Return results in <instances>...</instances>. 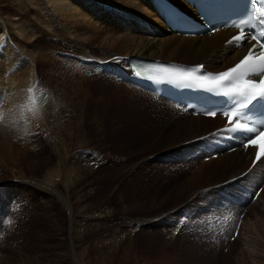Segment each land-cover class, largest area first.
<instances>
[{"label":"rangeland","instance_id":"obj_1","mask_svg":"<svg viewBox=\"0 0 264 264\" xmlns=\"http://www.w3.org/2000/svg\"><path fill=\"white\" fill-rule=\"evenodd\" d=\"M0 8L3 17L5 12L14 14L8 0H0ZM138 17L152 23L145 16ZM37 42L34 46L24 43L22 48H34L36 53L53 50L56 56H66L74 70L68 80L65 73L49 79L48 62L40 68L37 63L44 103L53 101L57 106L56 141L66 147L68 167L54 177V193L10 178L16 175L15 158L27 180H41L47 167L59 164L46 130L28 128L15 119L14 143L0 145V181L4 182L0 191L13 194L9 197L15 199L13 205L5 208L19 218L10 235L7 229L2 232V245L10 238L15 242L4 264H264V195L230 227L234 209L226 215L230 208L218 201L224 189L218 181L223 178L182 188L200 165L211 160L198 157L194 153L198 150L187 151L185 159L180 154L168 155L171 148L164 149L161 139L175 120L150 109H132L124 98L130 89L103 71L102 64L107 62L74 59V43L65 45L46 36ZM43 45H48L46 50ZM174 59L205 63L200 57ZM50 81L65 87L60 96ZM4 87L7 92L1 96L0 113L5 112L8 99L18 95L11 83ZM204 136L193 142H206ZM60 177L67 187L59 183ZM228 180L238 189L234 177ZM18 186L21 190H15ZM60 195L67 197V205ZM237 225L234 237L232 229Z\"/></svg>","mask_w":264,"mask_h":264},{"label":"bare ground","instance_id":"obj_2","mask_svg":"<svg viewBox=\"0 0 264 264\" xmlns=\"http://www.w3.org/2000/svg\"><path fill=\"white\" fill-rule=\"evenodd\" d=\"M174 1L180 2L179 0ZM148 2L149 0H8V4L14 9L12 15H16V18L6 12L3 17L0 8V100L3 99L1 96H5L7 92L4 86L9 83L13 85L14 91L18 92V95L15 94L8 99L5 112L0 113V145L11 147L14 143L15 137L18 135L15 134L16 129H13L15 127L14 121L17 119L25 123L28 128L32 129L37 126V128L45 129L46 133L44 134L49 136L48 143L51 149L54 148L57 151L58 155H56L59 159L57 168L47 167L48 169L44 172L41 180H27L22 177V166L19 158H15L16 162L13 167L17 171L15 172L16 175L10 178L16 177L15 179L18 182L26 181L31 186H41L47 192L54 193L56 192V178L54 177L58 175L57 172L61 168L68 167L67 164L65 166L67 159L66 147L56 141V128L59 126V119L54 112L57 106L54 107L53 101L44 103V94L39 91L37 63H39L40 68V65L48 62L49 76L51 77L49 79H53V75L63 76L62 74L65 73L66 80H68V76H71L74 70L69 61L66 62V56H56L53 54V50L49 51L50 53H36L34 48L23 49L24 43L29 46L37 45L40 36H46L51 41L61 42L65 45L74 43L77 52L73 56L74 59L84 62L89 61L88 63L90 61L107 62L102 64L104 69L102 70L114 79L116 75L123 77L116 70V67L128 70L127 59L129 56L158 58L187 64L193 63L175 60L174 58L183 57L188 60H196L200 57L202 61L204 60L211 67L205 66L207 69L219 71L233 64L246 49L244 47L237 50L231 44L225 43L227 37L233 33L230 30H223L213 35H203L201 37H182L174 33H168L160 19L155 16ZM138 16H145L152 23H148V21L142 19L143 17ZM147 27H151L154 33L147 31ZM221 37L222 40L218 43ZM44 47L46 50L48 45ZM45 50L41 49L40 51ZM24 58L30 60V62L26 63ZM109 62L115 64H108ZM59 64L64 65L61 67ZM225 64L227 66L221 68ZM111 66L115 68L109 69ZM51 83L53 92L60 96L63 89H65L64 85L61 84L63 88H60L59 83ZM126 87L130 89V92L124 98L132 109H139V111L140 109H150L151 112L161 113L169 121L173 122L175 120L174 126L172 125V128L168 129L167 135L161 139L165 145L164 149L171 148L168 155L172 157L175 154H180L181 158L185 159L187 151L198 150L197 146L200 144H207L208 153H218L216 160L210 159L211 161L208 160L209 163L200 165L199 170H195L193 176L189 177L186 182L184 181L185 186L182 188L189 187L196 182L204 183L203 180L207 182L204 185H209L211 181L223 178L220 181L217 180L222 182V188H224L220 191H225V195L233 192L237 194L241 188L242 190L247 189L254 186L253 182L256 183L260 180L259 174L264 171V158L251 167L252 150H235L230 153L210 152L213 149L214 141L219 139V129L224 125L221 118L217 116L214 118L191 116L190 113H183L181 109L173 107L163 98L159 99L154 94L133 85L129 81H127ZM2 102L0 101V106ZM166 122H164L165 127H167ZM203 136L207 137L205 138L206 142H193L194 138ZM186 163L189 162L186 161ZM0 171L3 170L0 169ZM254 173L258 175L255 177ZM231 177L238 181L239 190L235 185L229 183L231 180L228 179ZM16 180L15 182H17ZM58 180L60 183L61 177ZM2 183L4 182L0 181V185ZM61 183L65 187L68 185L63 182V179ZM19 189L21 190V186H18L15 190ZM1 194L2 191H0V197L2 198H0V263L4 264L7 262L6 255L13 239L10 238L2 245L4 243L2 232L7 229L10 235L9 232L19 222V218L5 208L13 205L15 199L9 200V197L13 194L10 195V192L8 196L4 193V195ZM263 195L264 188L255 202ZM60 198L67 205V197L60 195ZM218 201L230 208L227 210L226 213L228 214L226 215H229L230 210L234 209L230 214L232 221L237 215V207L235 208L227 202L226 198L218 199ZM231 221L229 222L231 223ZM232 224L234 225V222ZM17 232L21 236L19 238H22L20 227ZM14 243L13 240L12 245Z\"/></svg>","mask_w":264,"mask_h":264},{"label":"snow or ice","instance_id":"obj_3","mask_svg":"<svg viewBox=\"0 0 264 264\" xmlns=\"http://www.w3.org/2000/svg\"><path fill=\"white\" fill-rule=\"evenodd\" d=\"M242 2L251 4L252 0H242ZM261 2L264 3V0ZM248 23L251 24V20ZM245 39L256 40L257 44L253 45L238 63L225 71L207 73L204 65L188 68L161 67L159 69L160 75L149 78L156 82L168 81L173 84L192 85L205 90L207 93L229 97L231 98L230 107L227 110L221 109L224 115L229 116L231 113L237 117L247 116L257 107H264V43H261V40L264 39V31L249 36H244L241 33L232 37L229 43L234 44ZM257 46L260 49L259 54L255 52ZM137 75H142V73H137ZM254 76L258 79L252 78ZM207 114L215 116L216 111L208 110ZM260 127L264 128V121L260 122ZM226 131L230 133H257V128L248 127L247 124L238 121L235 127L226 129ZM259 137H264V131H259L257 139ZM257 139L247 138L243 147L247 149L249 146L256 145ZM260 159L261 153L257 152L256 160L259 161Z\"/></svg>","mask_w":264,"mask_h":264}]
</instances>
